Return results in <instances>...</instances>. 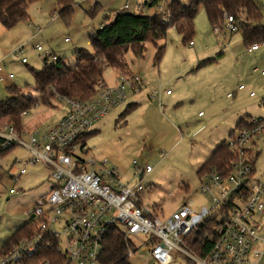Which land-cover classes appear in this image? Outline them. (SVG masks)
<instances>
[{
	"label": "rangeland",
	"instance_id": "rangeland-1",
	"mask_svg": "<svg viewBox=\"0 0 264 264\" xmlns=\"http://www.w3.org/2000/svg\"><path fill=\"white\" fill-rule=\"evenodd\" d=\"M56 1L39 0L29 4V20L12 29L0 25V76L3 78L0 100L10 97L7 87L11 85L25 94L38 95L29 72L30 67L40 68L43 64V57L34 50L37 44L73 67L76 50H92L88 33L100 27L105 15L111 17L117 10L153 14L166 4L162 1L157 9L148 7L147 0H73V13L67 25L57 13ZM182 1L186 4L189 0ZM254 1L262 10L264 23V0ZM94 4H98L100 11L90 18L87 12ZM36 28L40 30L37 32ZM190 40V43L183 42L182 35L171 27L158 42L164 45L158 63L154 61L157 47L146 42L141 55L131 50L124 54V70L107 67L103 72L107 84H116L120 74H135L141 79V89L136 93L128 91L125 102L110 109L94 125L96 131L85 140L86 156L96 160V168L101 169L104 163L106 168L116 169L125 184L140 181L144 188L143 205L162 220L188 200H193L196 207L208 204V197L200 191L199 167L228 137L239 116L264 117V76L261 75L264 44L249 52L239 29L215 31L203 7H199L194 18ZM19 46L27 63L10 55ZM9 73L13 74L12 78ZM238 85L244 88L238 90ZM250 91L254 96L249 95ZM227 93L233 95L229 97ZM131 102L137 106L121 118L120 113ZM63 105L50 110L35 106L22 117L23 129L40 131L64 112V107L59 108ZM250 148L255 156L252 181L264 184V132L254 138ZM27 158L26 149L15 146L0 159V246L17 228L32 222L30 216L36 199L50 189V170L43 164L26 165ZM15 159L20 162L15 163ZM146 165L152 170L140 177L136 169H145ZM22 168L26 172L19 175ZM13 177L18 180L13 181ZM255 222L264 236V214H257ZM129 240L138 245L134 255L127 256L130 264H158L147 249L146 236L131 235ZM173 255L174 261L170 264H186L185 257ZM257 264H264V256Z\"/></svg>",
	"mask_w": 264,
	"mask_h": 264
},
{
	"label": "built area",
	"instance_id": "built-area-1",
	"mask_svg": "<svg viewBox=\"0 0 264 264\" xmlns=\"http://www.w3.org/2000/svg\"><path fill=\"white\" fill-rule=\"evenodd\" d=\"M225 28L230 32L238 29L232 16L226 15ZM257 48L253 45L248 50ZM34 50L49 62L57 58L39 44ZM10 52L12 58L27 62L20 46ZM97 89L96 95L86 100L63 97L64 115L40 131L17 130L13 125L0 131L2 148L23 147L28 153L26 165L43 164L50 170V189L36 199L31 211L34 230L12 249L0 253V264H101L103 239L113 228L120 230L126 242L131 235L146 236L147 249L158 264H170L174 253L193 264H257L264 256V236L255 222L257 214H264V184L252 181L254 155L250 144L264 131V118L251 117L248 125L228 139L237 158L226 172L211 168L201 175L200 191L208 197V204L196 207L188 200L162 220L142 204L141 182L122 183L116 169L106 168L104 163L97 169L96 160L86 156L88 147L82 140L110 109L125 102L128 91H140L141 79L135 74H120L116 84L98 81ZM249 95L254 96V92ZM151 170L146 165L145 169L138 167L136 173L142 177ZM25 172L22 168L19 175ZM214 219L217 223L208 227ZM200 229V246L204 238L211 241L214 237L203 253L190 248L187 241L192 231ZM131 245L126 251L128 257L138 248Z\"/></svg>",
	"mask_w": 264,
	"mask_h": 264
},
{
	"label": "trees",
	"instance_id": "trees-1",
	"mask_svg": "<svg viewBox=\"0 0 264 264\" xmlns=\"http://www.w3.org/2000/svg\"><path fill=\"white\" fill-rule=\"evenodd\" d=\"M35 1L39 0H0V25L12 29L21 22H27L29 4ZM162 1H166V4L160 9ZM56 4L58 15L65 24H70L74 8L73 0H57ZM146 5L160 10H156L153 14H135L117 10L111 17L105 15L100 27L88 33L92 50L79 49L74 52L75 66L70 67L65 63L64 58L57 57L50 62L43 59L40 68L30 67L29 72L38 95L31 96L22 92L17 86H8L10 97L7 100H0V131L8 125H13L17 130L25 128L22 117L35 106L42 105L53 109L57 105L64 104L63 97L86 100L96 95L97 83L104 81L105 69L113 67L124 70L126 67L124 54L131 50L135 55H141L146 42H151L157 47L154 61L158 63L164 52V45H159L158 42L166 37L169 28L173 27L181 34L183 42H191L194 18L199 7L204 8L209 24L215 31L225 28L226 15L232 16L241 31L243 44L247 49L253 45L264 44L263 14L254 0H189L186 4L182 0H147ZM99 11L98 4H94L87 14L93 18ZM262 104L264 105V99ZM136 106L134 102L128 103L119 116L124 119ZM251 117L250 115L241 117L228 137L212 150L197 171L200 177L211 168L225 172L228 170L231 162L237 158V151L228 146V139L248 125ZM95 131L94 128L87 131L82 138L83 142L85 143L86 138ZM2 144L3 138L0 136V159L15 147L2 148ZM254 161L255 156L252 175L255 173ZM214 223L216 224L217 221L211 220L208 227ZM34 228L33 221L17 228L0 246V253L12 249L23 237L30 235ZM201 237L203 238L201 229L192 231L187 237L190 248L198 253L206 251L214 240V237L211 241L204 238L203 245L200 246L198 239ZM131 246V242L125 241L124 235L118 228L111 229L103 239V249L99 258L101 264H130L126 251ZM186 264L193 263L187 260Z\"/></svg>",
	"mask_w": 264,
	"mask_h": 264
},
{
	"label": "crops",
	"instance_id": "crops-1",
	"mask_svg": "<svg viewBox=\"0 0 264 264\" xmlns=\"http://www.w3.org/2000/svg\"><path fill=\"white\" fill-rule=\"evenodd\" d=\"M259 48V47H258ZM257 48V49H258ZM257 49H255V50H257ZM249 52H251V51H254V50H248ZM263 76V75H262ZM105 81V80H104ZM106 82V81H105ZM250 92H253V91H250ZM249 92V93H250ZM227 96H228V93H227ZM230 97V96H229ZM61 107H64V112L54 121V122H56L57 120H59L63 115H64V113H65V110H66V108H65V105H63V106H60L59 108H61ZM47 108V107H46ZM53 109H57V108H53ZM48 110H50V108L48 109ZM198 114L200 115V112H198ZM241 117H243V116H239V118H241ZM239 118L237 119L238 121H239ZM262 118H264V117H262ZM237 121V122H238ZM237 122H236V124H237ZM51 124V123H50ZM27 130H29V131H31L29 128L27 129ZM232 130V129H231ZM142 202V201H141ZM143 204V203H142Z\"/></svg>",
	"mask_w": 264,
	"mask_h": 264
}]
</instances>
